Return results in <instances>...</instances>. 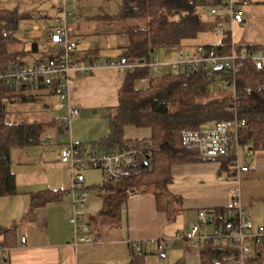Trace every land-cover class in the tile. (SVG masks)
<instances>
[{"label":"crops","instance_id":"crops-1","mask_svg":"<svg viewBox=\"0 0 264 264\" xmlns=\"http://www.w3.org/2000/svg\"><path fill=\"white\" fill-rule=\"evenodd\" d=\"M66 1L73 8V16L68 20V27L71 30V39L77 44L75 57L80 60H96L101 57L120 58L122 50L130 42V36L120 32L113 20L105 17L114 14H94L82 20L81 14L77 12L71 0ZM247 1L249 0L245 2ZM62 2L63 0H0V10L35 13V18L45 19L47 23L45 32H47L57 23L58 10ZM251 11L253 17L246 14L243 22L236 23L237 29L241 31V38L238 43L233 44L238 48L264 46V0L258 1ZM110 36L115 37L114 41L119 49L117 57L104 54L110 49ZM87 37L93 38V43L91 41L79 47L80 40ZM223 38L215 46L226 51L229 38L227 35ZM47 48L49 55V45ZM125 74L126 72L103 70L93 75L73 78L70 84V98L79 109L77 123L90 120V117L83 114L91 110H93L92 114L100 111V117H111L107 110L116 108L118 91L124 82ZM138 81L146 82L141 78ZM27 92L41 100L56 98L52 88L40 84L28 85L23 94ZM18 103L25 102L9 103L8 106L13 109L12 106ZM44 108H48V105L44 104ZM52 120L56 121V119ZM59 123L60 120L57 121V124ZM212 124L205 126L209 128ZM60 126L58 128L61 131ZM45 131L42 143L13 147L10 150V168L15 177L16 192L12 195L0 196V226L15 225L16 234L15 244L9 247L6 253V264H130L131 258L142 252L147 253L144 264H199V251L202 246L196 247L188 242L175 240L166 249L165 257L160 258L156 250L147 242L154 238L174 236L195 222L200 209L209 211L230 204L232 190L237 182L229 178L221 169V161L198 160L174 164L171 167L172 180L168 184L166 196L171 218L167 217L165 211L156 208L155 196L151 190L131 194L124 200L123 208L121 203L115 212L106 213V210L103 212L106 206L105 200L116 192L117 182L106 181L100 169H96L100 172L97 180L93 179V174L87 173L93 170H84L82 172L84 181L75 190V196L81 188L87 192L89 206V213L86 216L87 227L90 233L96 236L97 243L73 247L69 244V225L66 221L72 212V195L70 192L67 193L68 168L59 160L60 153L67 143L64 142L65 145H60L53 151L48 150L44 146L48 140L45 138ZM108 134L95 144L83 146L111 148L103 142V138ZM66 135L61 131L59 136L61 144ZM150 135L149 128L132 125L123 127L122 131V136L126 139H142ZM81 138L82 136L78 137V140H83ZM86 138V142L72 140L77 144L94 141L92 137ZM241 165L248 166L249 170L239 176V200L247 205L249 212L247 217L256 227L258 226L256 223L264 219L259 215V221L254 212L251 217L249 207L253 208L264 203V150H250L247 161ZM253 183H257V187L253 188ZM241 185H243L242 191ZM91 190L97 193H90ZM48 191L61 192L60 197L44 205L32 206L34 196ZM22 237L24 242L21 241Z\"/></svg>","mask_w":264,"mask_h":264},{"label":"trees","instance_id":"trees-1","mask_svg":"<svg viewBox=\"0 0 264 264\" xmlns=\"http://www.w3.org/2000/svg\"><path fill=\"white\" fill-rule=\"evenodd\" d=\"M219 1L121 0L118 12L105 17L113 20L120 32L130 36V42L122 50L120 58L150 60L151 49L155 52L157 48H193L198 45L192 44L199 35L214 32L217 18L207 17L206 11L210 5L218 4ZM245 1L242 0V3ZM35 17L36 14L31 12L0 10L1 70L26 64L19 58L38 50L37 43H32L27 49L16 37L20 21ZM147 75V68H138L124 75V82L118 91L116 113L109 118L110 131L103 142L107 147H114L129 141H149L150 154L128 167L127 174L115 184V194L105 200L103 212H115L131 194L151 190L156 208L165 211L167 217L171 218L166 204L167 187L172 180L171 167L199 160L194 152L181 147L182 129H201L207 124L231 118L236 110L238 116L245 120V125L239 131L241 145L248 146L252 151L264 150V67L257 69L251 62H245L235 76L234 93L213 87L204 69L167 71L148 78L144 87L135 85L139 78ZM27 86H0V196L16 192L15 177L10 168L11 148L37 145L44 138L45 127L41 122L7 120L9 103L35 99L34 94H23ZM125 125L149 128L151 135L142 139L123 138ZM98 141L80 145L95 144ZM233 160V157L219 160L226 174L230 172ZM41 194L32 198V206L56 200L61 192L48 191ZM206 213L215 227L229 230L235 225V213L231 205L217 207ZM15 234V225L0 226V244L8 248L13 246ZM230 252L226 246L206 242L199 251V264H227ZM254 252L245 264H264V241L256 246ZM145 255L147 253L144 252L134 255L130 264H144ZM0 264H6V259Z\"/></svg>","mask_w":264,"mask_h":264},{"label":"built area","instance_id":"built-area-1","mask_svg":"<svg viewBox=\"0 0 264 264\" xmlns=\"http://www.w3.org/2000/svg\"><path fill=\"white\" fill-rule=\"evenodd\" d=\"M241 4L242 0H220L218 4L210 5L206 11V16L217 18L213 28L214 33L228 36L229 46L226 51H222L217 46L198 44L193 48L177 47L174 60L161 61L155 52L152 53L150 60L109 57L80 60L74 55L77 44L71 39V30L68 27V20L73 16V8L70 3L63 0L58 10L56 25L47 30L49 55L35 63L0 69V86L14 88L42 84L52 88L57 98V109L61 112L59 120L63 133L70 130L73 118L79 115L78 107L70 98V84L74 77L80 75H93L103 70L125 73L138 68H147L148 75L141 77L144 81L159 75L161 68L164 67L170 72L204 69L207 78L212 80L213 87L219 90H231L234 93L235 76L245 62H251L257 69L264 67V46L238 48L233 44V24L244 21ZM219 64L221 67L217 68ZM244 125L245 120L234 110L231 118L214 122L209 128L182 129L181 147L186 151L194 152L199 160L234 158L227 175L237 182L232 190L229 204L234 208L235 225L229 230L215 227L206 210L200 209L195 222L174 236L154 238L147 242L156 250L160 258L165 257L166 249L175 240H182L196 247L212 242L231 250L227 264H245L254 253L256 246L264 241V224L254 227L247 217L249 213L247 205L239 200V176L249 170L248 166L239 162V148L242 146L239 131ZM149 146V141H129L107 149L81 146L73 142L69 134V141L61 151L60 161L68 168L67 193L70 192L72 195V212L66 219L71 246L97 243L96 236L90 233L87 227L86 216L89 213L87 192L81 188L75 196V190L84 181L82 172L86 169H100L106 181L118 182L127 174L131 164L145 159L150 154ZM123 206L122 203L121 207ZM21 241L24 242V237ZM7 251L8 247L0 244V262L6 259Z\"/></svg>","mask_w":264,"mask_h":264},{"label":"rangeland","instance_id":"rangeland-1","mask_svg":"<svg viewBox=\"0 0 264 264\" xmlns=\"http://www.w3.org/2000/svg\"><path fill=\"white\" fill-rule=\"evenodd\" d=\"M258 1L261 0H249L245 3H242L240 7L243 10L244 15L249 14L252 15L253 17V11L251 10L252 7L257 4ZM71 2L75 6L77 12L81 14L80 17L82 18V20H85L87 16L94 14L96 15L116 14L121 5V0H71ZM46 25L47 23L45 22V19L42 18L39 19V17L33 20L23 19L20 21L19 31L16 33V37L25 44L27 49L30 48L32 43H37L39 46L37 51L29 52L25 56L19 58L25 61L26 64H31L36 60H41L48 56L47 46L49 44L47 41V32H45V30L47 29ZM237 28L238 27L235 23L232 33L233 43H238L241 38V31ZM92 39L93 38L91 37L81 39L79 43V47H82L83 44L87 45L88 42L91 41H92L91 43H93ZM223 39H224L223 36L216 35L214 32H208L199 35L192 45L199 43H209L216 45L219 44ZM114 40L115 37L110 36V49L104 53L105 55H111L113 57L118 56L119 49L116 47ZM176 49L177 47H172L167 49L157 48L155 50V53L159 55V59L161 61L174 60L176 58L175 56ZM167 71L168 68L166 67L161 68L159 75H162ZM135 85L138 87H144L146 85V82L136 81ZM44 104H47L48 108H44ZM57 104L58 103L56 98H52V99L46 98L44 100L43 99L41 100L39 99V97H35L34 100H31L29 102L15 104L14 106H12L13 109H11L10 106H8L7 120L10 122H28V121L37 120L45 123L44 124L46 130L45 138L48 140L46 143H44L45 144L44 146H46L48 150H52V151L54 149H58L60 145H65V143L69 141V134H71L72 139L76 142L77 141L86 142L87 141L86 137H92L94 141L95 140L98 141L101 137L109 133L110 131L109 116L100 117L101 114L100 111L97 114H92L93 110H91L87 114H83L87 117H90V120L85 121V123H80V122L77 123L76 121L77 117L73 118L71 122L70 130H67L66 132L67 135L65 136L64 141L61 144V141L59 140L61 131L60 128H58V126H60V123L57 124L61 112L57 110ZM115 111L116 109L112 108L110 110H107V113L108 115L113 116L116 113ZM52 119H56V121H53ZM206 127L208 126H203L202 129H205ZM81 136H82L81 139L83 140H78V137ZM249 154H250V150L248 146H241L239 148L240 164H242L244 161H247ZM89 170H93V172H87L94 175L93 179L97 180V178L100 177V172L97 171L96 169H89ZM257 185H258L257 183H253V188L257 187ZM242 188L243 185H241V191ZM92 192L97 193V191L91 190L90 193ZM249 211L251 217L253 216L252 212H254L257 219L259 215L261 219H264V203H260L259 206H254L253 208L249 207ZM258 220L260 221V219ZM263 221L264 220L256 224L257 225L264 224ZM168 252L169 254H171L170 251Z\"/></svg>","mask_w":264,"mask_h":264},{"label":"water","instance_id":"water-1","mask_svg":"<svg viewBox=\"0 0 264 264\" xmlns=\"http://www.w3.org/2000/svg\"><path fill=\"white\" fill-rule=\"evenodd\" d=\"M153 51H154V50H153V49H151V50H150V53H153ZM220 67H221V66H220V64H219V65L217 66V68H220ZM44 141H45V140H44ZM208 222L210 223V222H211V220L209 219V221H208Z\"/></svg>","mask_w":264,"mask_h":264}]
</instances>
